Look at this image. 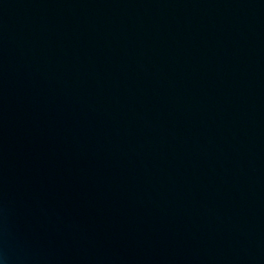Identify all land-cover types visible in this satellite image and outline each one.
Returning a JSON list of instances; mask_svg holds the SVG:
<instances>
[{"label": "water", "instance_id": "water-1", "mask_svg": "<svg viewBox=\"0 0 264 264\" xmlns=\"http://www.w3.org/2000/svg\"><path fill=\"white\" fill-rule=\"evenodd\" d=\"M0 264H264V0H0Z\"/></svg>", "mask_w": 264, "mask_h": 264}]
</instances>
